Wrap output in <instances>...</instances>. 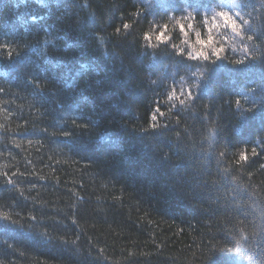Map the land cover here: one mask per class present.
<instances>
[{"label": "trees", "instance_id": "obj_1", "mask_svg": "<svg viewBox=\"0 0 264 264\" xmlns=\"http://www.w3.org/2000/svg\"><path fill=\"white\" fill-rule=\"evenodd\" d=\"M213 5L254 59L146 46ZM0 45V264H264V0H0Z\"/></svg>", "mask_w": 264, "mask_h": 264}, {"label": "clouds", "instance_id": "obj_2", "mask_svg": "<svg viewBox=\"0 0 264 264\" xmlns=\"http://www.w3.org/2000/svg\"><path fill=\"white\" fill-rule=\"evenodd\" d=\"M212 9L210 15L201 13L199 21L194 12H188L183 16L177 15L174 19L173 14H169L167 22L159 25L153 24L151 29L144 33L143 40L146 46L154 49L161 45H168L175 51L176 56H182L188 61L207 62L211 65L226 61L233 65H240L243 58L233 59L228 53L238 51V42H233L237 37L239 40L246 39L249 42L253 40L252 35L245 36V29L250 21L239 11H230L214 5ZM174 32L179 33V39L173 43ZM248 49L249 44L247 43L239 46L241 53H246ZM191 75L197 80L203 79V73L200 71L192 72ZM179 81V85H169V90L161 101L163 104L171 102L169 112L176 109L177 104L185 106L191 103L195 99L194 92L199 88L197 82L193 81L189 84L183 75L179 77ZM236 107H242L240 99L236 100ZM251 154L256 155V150L253 149ZM244 158L245 154L241 153L239 160L242 161Z\"/></svg>", "mask_w": 264, "mask_h": 264}, {"label": "snow or ice", "instance_id": "obj_3", "mask_svg": "<svg viewBox=\"0 0 264 264\" xmlns=\"http://www.w3.org/2000/svg\"><path fill=\"white\" fill-rule=\"evenodd\" d=\"M0 50L6 51V52H10V49L8 48L7 45H0ZM248 53H249V50L246 52V54H248ZM9 58H11V57L9 56ZM255 58L258 59V57H255ZM252 59H254V58L251 55H246L242 59L240 65H243V64L247 63L248 60H252ZM234 103L236 105V100H235ZM155 111L158 112L160 116H164V113H162L159 108H156ZM156 119H157L156 115L151 116V120L152 121H156ZM155 127H156V125L153 124V128H155ZM247 159H248V157L245 155V158L242 161H246ZM9 183H11V181H9ZM0 219L8 220L9 217H8V215L6 213L5 214H0Z\"/></svg>", "mask_w": 264, "mask_h": 264}]
</instances>
